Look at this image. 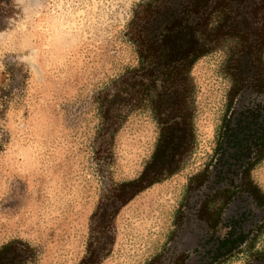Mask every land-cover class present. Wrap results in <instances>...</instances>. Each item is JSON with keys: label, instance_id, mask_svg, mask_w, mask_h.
I'll return each mask as SVG.
<instances>
[{"label": "rangeland", "instance_id": "rangeland-1", "mask_svg": "<svg viewBox=\"0 0 264 264\" xmlns=\"http://www.w3.org/2000/svg\"><path fill=\"white\" fill-rule=\"evenodd\" d=\"M138 0H0V244L21 238L33 264H77L91 215L109 205L115 182L138 176L159 129L149 109L133 112L104 143L95 96L137 63L125 29ZM222 50L200 58L195 146L184 166L120 208L111 251L100 264H172L174 219L187 181L213 145L231 81ZM264 181V158L255 167ZM227 264H236L230 262Z\"/></svg>", "mask_w": 264, "mask_h": 264}, {"label": "trees", "instance_id": "trees-1", "mask_svg": "<svg viewBox=\"0 0 264 264\" xmlns=\"http://www.w3.org/2000/svg\"><path fill=\"white\" fill-rule=\"evenodd\" d=\"M137 63L111 78L96 96L104 143L128 117L149 109L159 133L141 173L113 183L109 205L91 215L86 250L77 264H100L114 241V219L138 193L177 173L195 143L196 84L191 71L222 50L230 94L243 85L264 90V0H138L125 29ZM0 124V152L7 141ZM38 249L21 238L0 244V264H33ZM157 256L145 264H154Z\"/></svg>", "mask_w": 264, "mask_h": 264}, {"label": "flooded vegetation", "instance_id": "flooded-vegetation-1", "mask_svg": "<svg viewBox=\"0 0 264 264\" xmlns=\"http://www.w3.org/2000/svg\"><path fill=\"white\" fill-rule=\"evenodd\" d=\"M232 86V84H231ZM229 94L213 145L190 175L169 240L172 264H264V90Z\"/></svg>", "mask_w": 264, "mask_h": 264}]
</instances>
